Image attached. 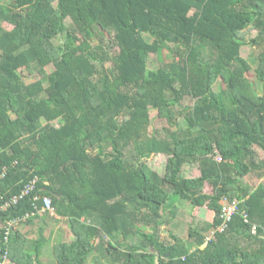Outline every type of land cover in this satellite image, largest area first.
Listing matches in <instances>:
<instances>
[{"label":"trees","instance_id":"1","mask_svg":"<svg viewBox=\"0 0 264 264\" xmlns=\"http://www.w3.org/2000/svg\"><path fill=\"white\" fill-rule=\"evenodd\" d=\"M169 44L178 58L149 70L150 54L173 52ZM246 44L261 48L256 67L241 55ZM22 69L40 78L26 82ZM151 109L162 131L149 132ZM261 153L264 0H0V204L39 178L0 214V263L42 264L45 221L32 249L22 221L4 240L9 221L51 214L36 210L39 194L73 233L52 245L56 264H264ZM150 155L166 157L163 173ZM187 163L200 175L185 177ZM225 198L238 210L218 231ZM178 200L213 210V220L163 239Z\"/></svg>","mask_w":264,"mask_h":264},{"label":"rangeland","instance_id":"2","mask_svg":"<svg viewBox=\"0 0 264 264\" xmlns=\"http://www.w3.org/2000/svg\"><path fill=\"white\" fill-rule=\"evenodd\" d=\"M9 0H3L4 3L8 2ZM56 5V3H54ZM65 23L69 25L71 23V20L67 18L65 20ZM5 28L10 29L12 26L4 23L3 24ZM255 30H249L246 31L245 37L248 41L250 38L254 37L256 35ZM65 39V34H60L57 37L54 38V43L56 45H62ZM106 46L110 50L111 53H115L118 48L111 40L106 41ZM170 48L173 50H165L162 54H155L151 53L148 60V69L149 70H155L160 65V62L162 61L163 57L165 59H168L169 57H176L178 58V55L176 53V48L173 44H169ZM261 48L258 46H252L250 44L243 45L241 49V55L244 58H247L249 62L253 65V67H256L257 65V55L260 52ZM47 70L50 71L51 67H47ZM21 74L26 82H32L38 78H40L39 73L36 70L28 71L25 69H22ZM223 86L221 81H218L214 88L215 90L219 89V87ZM192 100L190 98H186L182 105L176 106V110L179 114L178 123L180 127H185L186 123L184 120L183 115H181L180 110L185 105H191ZM150 115L152 118L151 125L149 126V132H152L153 129H156L158 131H162V128L168 126L165 119L158 118L157 117V110L151 109ZM176 127H173L172 129L175 130ZM264 155L263 153H261ZM147 164L153 168L154 170L163 173L165 169V163H166V157L164 155H150L146 159ZM183 175L185 177H196L199 174V167L197 163H187L183 166ZM247 180V178H245ZM259 181L264 182V177L258 179H254V182L257 183ZM208 190V189H207ZM176 216L171 221L170 225H163L161 237L170 239L171 237V231L174 234L180 235L184 239L188 238V234L190 230L193 229H202L206 222H210L213 220L215 212L207 207H201V206H194L190 202L186 200H178L176 202ZM43 221H45L46 226L43 231L44 236L46 237V240L44 242V245L42 246L41 250V263L42 264H56L54 253L52 249V245L59 242V241H70L73 238L72 230L70 229L68 222L64 218L57 217L55 214H50L45 217V220L39 218L36 219L33 223H26V221H22L21 225H24L25 230H27V237H28V244L27 249H32L33 247V241L39 236L38 228L43 224ZM210 231L207 233L209 234ZM97 240V239H96ZM133 242H138L139 238H134L132 240ZM101 260H95L91 258L89 260L88 264H111L103 257H100ZM6 264H11L9 260H6Z\"/></svg>","mask_w":264,"mask_h":264},{"label":"built area","instance_id":"3","mask_svg":"<svg viewBox=\"0 0 264 264\" xmlns=\"http://www.w3.org/2000/svg\"><path fill=\"white\" fill-rule=\"evenodd\" d=\"M6 173V168L3 169V171L0 173V179H2L5 176ZM39 178L38 177H34L32 179H30L25 186L23 187V189L21 190V192L19 194H15L5 200H3V202L0 204V214L1 212L7 210L9 207H11L12 205H15L18 203V201L25 197L30 195L31 193H33L36 189V185L38 182ZM34 201L37 204H41L42 207L39 208L38 205H35L36 210L38 211L39 214H43L45 212H50L51 214L54 213V208L52 205V199L47 196V195H35L34 196ZM238 202L237 200H230L228 198L224 199V203L222 205L221 208V217L223 219L222 224L217 228L218 231H224L227 228L228 223L231 221L233 214L238 210ZM27 219V215H25L23 218L21 219H16V220H11L8 222L9 224V228L7 227L5 233H4V240L7 241L8 240V235L10 233V227L18 224L20 221H26ZM256 225L252 226V232L256 233ZM215 233V230H211L209 234H207L206 236V242L209 241L211 238H213ZM6 260L7 256L5 255V260L3 262H1L0 264H6Z\"/></svg>","mask_w":264,"mask_h":264},{"label":"crops","instance_id":"4","mask_svg":"<svg viewBox=\"0 0 264 264\" xmlns=\"http://www.w3.org/2000/svg\"><path fill=\"white\" fill-rule=\"evenodd\" d=\"M182 171H183V169H182ZM199 174H200V170H199ZM199 176V175H198ZM197 177V176H196ZM19 227H20V229H21V231L27 236V230H25V227H24V225H19ZM11 264H14V263H12V262H10Z\"/></svg>","mask_w":264,"mask_h":264}]
</instances>
